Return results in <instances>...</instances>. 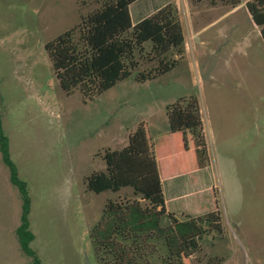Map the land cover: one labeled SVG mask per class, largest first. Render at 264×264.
Returning a JSON list of instances; mask_svg holds the SVG:
<instances>
[{
  "label": "rangeland",
  "instance_id": "obj_1",
  "mask_svg": "<svg viewBox=\"0 0 264 264\" xmlns=\"http://www.w3.org/2000/svg\"><path fill=\"white\" fill-rule=\"evenodd\" d=\"M213 2H134L133 23L164 4L176 7L185 33L184 57L170 72L137 82L139 71L157 64L145 57L151 48L146 44L131 76L84 100L79 90L63 92L45 44L78 25L100 5L97 0H0V120L11 159L27 184L34 234L30 247L41 264H85L86 258L98 264L91 234L106 203L145 202L130 188L89 191L86 178L105 170V150L122 149L139 122H148L157 142L169 130L166 105L190 96L199 100L210 164L200 175L202 191L185 201L197 202L200 196L204 208L219 207L222 230L214 227L204 235L201 251L189 264H264V106L253 85L264 72H259L258 58L245 59L246 51L253 57L252 51L232 52L227 26L239 18L244 36L245 16L222 18L228 6ZM217 18L221 22L212 28ZM170 185L182 198L191 188L186 177ZM22 206L0 152V264H34L16 234ZM177 218L186 217L178 212ZM157 243V252L146 257L150 264H161L166 252L163 238Z\"/></svg>",
  "mask_w": 264,
  "mask_h": 264
},
{
  "label": "trees",
  "instance_id": "obj_2",
  "mask_svg": "<svg viewBox=\"0 0 264 264\" xmlns=\"http://www.w3.org/2000/svg\"><path fill=\"white\" fill-rule=\"evenodd\" d=\"M136 1L97 0L100 5L82 16L78 25L45 44L64 93L71 95L79 90L84 100L101 95L139 68L137 57L146 51V44L151 48L145 57L157 64L139 71L135 75L137 82L170 72L184 57L185 33L176 7L167 3L133 23L130 6ZM221 1L232 7L240 4V0ZM247 7L254 22L264 25V0H253ZM166 115L169 130L157 142L148 122H139L126 146L105 150V170L86 178L89 191L119 192L130 188L145 202L141 205L134 199L106 203L99 227L91 234L98 264H150L148 259L157 252V241L162 238L166 252L161 254V264H189L191 257L201 251L204 235L214 227L222 230L218 224L219 207L204 208L200 196L197 202L185 201L202 191L200 175L210 164L199 100L195 96L181 97L166 105ZM0 152L10 181L18 188L23 202L21 224L16 230L20 247L33 258L34 264H41L30 247L34 234L29 223L31 202L27 184L20 179L11 159L9 138L1 120ZM178 177L188 178L191 187L179 202L178 212L186 217L183 221L167 204L164 192V182ZM108 217L113 219L112 223L106 220ZM147 248L151 249L149 253Z\"/></svg>",
  "mask_w": 264,
  "mask_h": 264
},
{
  "label": "crops",
  "instance_id": "obj_3",
  "mask_svg": "<svg viewBox=\"0 0 264 264\" xmlns=\"http://www.w3.org/2000/svg\"><path fill=\"white\" fill-rule=\"evenodd\" d=\"M252 1L253 0H240V4H238L235 7L227 5L228 8L225 10V14L221 17L222 18L226 17L228 19L231 16H235L236 14H240V13H242V15L245 16L244 22L246 26L249 25V27L247 26L249 33L246 32L244 36H242L243 34L241 35L239 33L241 28V22L239 18H236L232 23H230L227 26L226 30L229 34L228 37L230 36L232 41L231 49L232 52L234 51L233 53L238 52L242 48H244L245 50L247 49L249 51H252L253 57H251V54H249L247 51L246 53L248 55L244 57L246 60L255 59V61L258 58L259 72L263 73L264 72V36H263L264 25H257L252 18V15L247 7V4ZM160 7L156 8V10L159 9ZM220 20L221 18H217L216 20H214L211 23V25L214 24L212 28L219 25L221 22ZM253 85L257 87V91H254L253 88L252 89L254 92H256V94L259 97V105L264 106V79L260 78L258 85L256 83H254ZM176 179L177 178H173L164 182V192H165V199L167 204L171 207L172 211L178 213V211H180L179 202L182 200V192L176 193L173 190L172 185H170L169 187L166 186L167 182ZM174 203H176V205H174Z\"/></svg>",
  "mask_w": 264,
  "mask_h": 264
},
{
  "label": "water",
  "instance_id": "obj_4",
  "mask_svg": "<svg viewBox=\"0 0 264 264\" xmlns=\"http://www.w3.org/2000/svg\"><path fill=\"white\" fill-rule=\"evenodd\" d=\"M85 264H89V262H88L87 258H86V260H85Z\"/></svg>",
  "mask_w": 264,
  "mask_h": 264
}]
</instances>
